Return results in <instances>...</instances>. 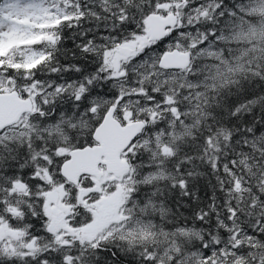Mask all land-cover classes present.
<instances>
[{
	"label": "snow or ice",
	"instance_id": "snow-or-ice-1",
	"mask_svg": "<svg viewBox=\"0 0 264 264\" xmlns=\"http://www.w3.org/2000/svg\"><path fill=\"white\" fill-rule=\"evenodd\" d=\"M0 264H264V0H0Z\"/></svg>",
	"mask_w": 264,
	"mask_h": 264
}]
</instances>
